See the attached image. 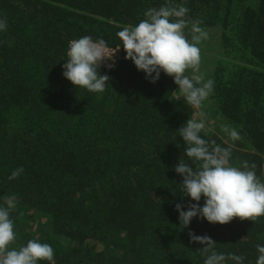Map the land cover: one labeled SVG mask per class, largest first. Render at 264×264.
<instances>
[{"label": "trees", "instance_id": "trees-1", "mask_svg": "<svg viewBox=\"0 0 264 264\" xmlns=\"http://www.w3.org/2000/svg\"><path fill=\"white\" fill-rule=\"evenodd\" d=\"M163 5L185 6V19L202 21L208 36L197 46L211 61L200 72L214 82L202 112L220 114L241 138L208 129L201 137L231 147V166L255 163L264 182V0H0V205L16 200L9 250L36 240L53 248L55 264H204L192 231L210 236L218 253L255 264L264 216L179 224L175 205L187 211L190 197L181 196L174 166L191 161L177 130L196 117L176 99L173 78L161 72L150 83L116 35ZM83 36L122 49L116 67H100L110 77L102 93L62 75L69 42Z\"/></svg>", "mask_w": 264, "mask_h": 264}, {"label": "clouds", "instance_id": "clouds-1", "mask_svg": "<svg viewBox=\"0 0 264 264\" xmlns=\"http://www.w3.org/2000/svg\"><path fill=\"white\" fill-rule=\"evenodd\" d=\"M189 9L185 6L163 5L159 9L150 8L145 19L136 26H125L117 32L126 53L125 59L131 60L138 71L145 73V79L156 83L161 72L173 78L178 85L176 99L183 100L191 108L199 109L213 91L214 82L204 81L203 75H185L186 70L199 71L200 49L197 46L206 39L208 33L200 27L201 20L185 19ZM170 18H175L170 22ZM189 24L191 42L185 36ZM6 20L0 19V31L6 30ZM107 47L103 39L93 40L83 36L69 42L66 63L62 65L64 78L74 86L93 93H102L108 86L110 77L100 74L102 63L113 59L114 53ZM114 67L113 64L108 65ZM204 112L201 119H188L177 131L183 138L184 154L191 164L179 160L174 170L182 177L180 190L182 197H190L185 205L177 203L179 224L190 225L193 218L206 219L209 223L221 225L231 222L234 218L255 221L264 216V182L256 176V164L243 162V170L230 165L231 147H221L215 140H206L200 133L205 129ZM222 131L232 141L239 140L240 133L234 128L222 126ZM23 172L18 168L9 176L16 179ZM204 197V205L199 201ZM195 201L196 203H192ZM14 196H4L0 205V264H38L48 261L55 264L54 250L47 243L29 240L26 246L9 250V245L16 239L14 222L10 211L15 209ZM190 243H198V248L205 257L204 264H225L234 261L243 264L244 257L215 251L216 242L208 235H196L189 231ZM259 256L255 264H264V246L257 244Z\"/></svg>", "mask_w": 264, "mask_h": 264}, {"label": "rangeland", "instance_id": "rangeland-1", "mask_svg": "<svg viewBox=\"0 0 264 264\" xmlns=\"http://www.w3.org/2000/svg\"><path fill=\"white\" fill-rule=\"evenodd\" d=\"M198 47L200 49V52H202L205 49L204 45H199ZM203 59H204L205 63H210L211 59H207L204 55L200 54V65H201L202 69L204 71H209L208 69H206L204 67ZM201 67L199 66V71H197V72H194L192 69H188L186 71L187 72L188 71L191 72L192 75H203L204 81L206 82L207 80H209V77H208L209 73L200 72L201 71ZM176 95H177V92H176ZM210 100L211 99L208 98L207 101H210ZM210 102H212V101H210ZM191 110L194 113L196 119L200 120L201 117L199 116V113L202 112V107L199 108V109L192 108ZM205 114L206 115L203 118L204 119V123H205V129H208V130L212 131L213 133L214 132L218 133L221 136H223V138H225L227 141H230L231 140L230 137L226 133H224L222 131V126H227V121L223 117H221L220 114L216 113L213 110H207V112Z\"/></svg>", "mask_w": 264, "mask_h": 264}, {"label": "built area", "instance_id": "built-area-1", "mask_svg": "<svg viewBox=\"0 0 264 264\" xmlns=\"http://www.w3.org/2000/svg\"><path fill=\"white\" fill-rule=\"evenodd\" d=\"M75 40H77V39H75ZM107 47L110 50L117 51V52L114 53L112 60H108V61H106V63H102L101 67L109 68L108 65L113 64V63H114V67H116L122 58V49L120 47H110V46H107ZM114 67H112V68H114Z\"/></svg>", "mask_w": 264, "mask_h": 264}]
</instances>
